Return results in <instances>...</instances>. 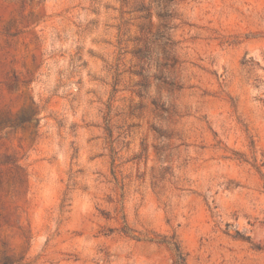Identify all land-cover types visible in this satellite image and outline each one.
Instances as JSON below:
<instances>
[{"label":"rangeland","instance_id":"1","mask_svg":"<svg viewBox=\"0 0 264 264\" xmlns=\"http://www.w3.org/2000/svg\"><path fill=\"white\" fill-rule=\"evenodd\" d=\"M264 264V0H0V264Z\"/></svg>","mask_w":264,"mask_h":264},{"label":"trees","instance_id":"2","mask_svg":"<svg viewBox=\"0 0 264 264\" xmlns=\"http://www.w3.org/2000/svg\"><path fill=\"white\" fill-rule=\"evenodd\" d=\"M175 251H176L175 264H186L185 255L178 244H176L175 246Z\"/></svg>","mask_w":264,"mask_h":264}]
</instances>
